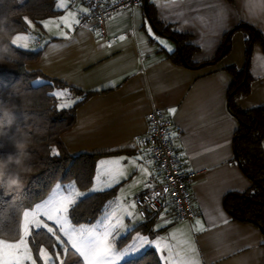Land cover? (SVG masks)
<instances>
[{
  "label": "crops",
  "instance_id": "crops-1",
  "mask_svg": "<svg viewBox=\"0 0 264 264\" xmlns=\"http://www.w3.org/2000/svg\"><path fill=\"white\" fill-rule=\"evenodd\" d=\"M149 1L158 20L171 24L174 30L181 29L180 33L187 34L189 42L197 47L191 54L195 66L172 61L167 49L147 36L146 26L150 25L157 36L176 49L174 40L154 30L142 5L112 14L106 22V35L101 37L93 25L74 27L73 24L68 29L59 24L60 18L69 12L75 13L77 19L87 7L74 0H55L58 13L39 23L31 22L28 31H24L34 33L30 40H23L28 49H40L38 59L25 67L61 82L52 89V93L68 94L63 98L54 96L59 108L61 104L73 106L78 102L74 123L60 137L70 154L98 155L92 181L101 161L143 156L141 166L147 168V174L126 164L127 178L114 186L115 194L105 202L93 222L103 215L109 202L117 200L125 207L136 204L135 209H130L137 216V220L131 221L136 226L146 219L137 200L159 176L140 136L148 131L146 113L156 107L174 122L172 137L185 167L204 169V172L191 185L195 211L192 221L178 218L171 203L165 201L152 216L150 229L137 230L139 234L161 240L162 245L172 247L174 256L179 253L185 258L190 254L183 241L190 236L196 242L202 264H264V233L251 222L232 219L222 203L226 193L243 192L250 184L233 159L232 140L237 121L227 105L231 75L225 67L233 64L240 68L246 63L245 35L236 29L237 25L244 23L257 28L264 39V2L250 0V13L241 0H183L172 9L158 8L168 0ZM59 3H66L67 8H59ZM224 6L229 15L221 25L219 13ZM180 10L183 16L178 17ZM201 16L203 20L197 18ZM46 20L56 21L59 27L50 24L45 28L42 22ZM222 26L226 28L223 32ZM231 29L227 51L222 53V50L213 60ZM121 35L126 37L124 41L119 39ZM201 62L207 63L199 66ZM247 67L249 92L235 98V104L243 109L264 105V52L258 43L251 47ZM170 108L177 110L174 115L169 113ZM262 146L264 149V139ZM73 183H59L61 191ZM92 186L91 182L88 189L79 191L88 192ZM54 190L55 187L23 212L48 199ZM197 219L206 227L208 222L214 226L209 231L195 233L193 223ZM131 234L135 236L137 232ZM131 242L130 237L123 246ZM148 248H153L164 264L162 256L167 249L161 252L149 246L139 254ZM176 264H180L179 258Z\"/></svg>",
  "mask_w": 264,
  "mask_h": 264
},
{
  "label": "trees",
  "instance_id": "trees-1",
  "mask_svg": "<svg viewBox=\"0 0 264 264\" xmlns=\"http://www.w3.org/2000/svg\"><path fill=\"white\" fill-rule=\"evenodd\" d=\"M54 2L55 0H0V19L7 21L5 28L11 37L28 31L26 18L33 23H39L56 15L58 10L54 7ZM147 17L156 30L160 31V35L171 36L175 41L176 49L172 53L167 52L168 57L176 63H182L178 53L180 48L187 65L195 66L191 61V54L197 47L189 42L187 34L177 32L171 24L158 20L149 0ZM236 29L242 30L247 38L246 63L240 68L233 64L225 67L231 75L226 99L228 109L237 121L232 140L233 159L249 178L250 184L243 192L226 193L222 203L232 219L251 222L264 233V105L243 109L235 104L236 96L246 94L250 89L247 66L251 47L258 43L264 52V39L261 32L249 24L241 23ZM229 41L228 37L226 43ZM0 43L8 44L11 50L5 62L0 63V101L2 108L6 107L15 112L18 128V131L13 129L16 132L15 139L25 142L29 154L28 170L21 173L24 180L22 189L6 191L0 188V238L13 240L18 238V221L21 220L23 210L48 196L57 184L73 181L80 190L88 189L98 155L70 154L65 148L60 135L74 123L78 102L69 108H59L52 89L61 85V82L45 77L39 70L26 69V63L38 59L40 49L17 48L3 34H0ZM223 49L222 42L213 60L217 59ZM36 78H43V81L33 83ZM53 149L59 154L54 155ZM15 151L14 144L6 138H0V157L14 154ZM11 171L18 172L19 169L13 167ZM114 194L115 187H112L85 198L75 210V225L93 222L102 212L105 202ZM152 219H144L136 226V230H149ZM129 238L130 236H125L122 240L127 242ZM35 242L37 247L45 246L49 251L56 243L45 231L35 237ZM35 251L34 247V254ZM64 259L66 264H81V258L72 251ZM122 264L162 263L156 251L148 248Z\"/></svg>",
  "mask_w": 264,
  "mask_h": 264
},
{
  "label": "snow or ice",
  "instance_id": "snow-or-ice-1",
  "mask_svg": "<svg viewBox=\"0 0 264 264\" xmlns=\"http://www.w3.org/2000/svg\"><path fill=\"white\" fill-rule=\"evenodd\" d=\"M153 2L155 3L156 0H153ZM241 2L252 13L250 0H241ZM177 3H183V0H168L165 5H158V8L172 9ZM58 7L67 8V4L59 3ZM82 11L88 13L89 9L85 8ZM228 15L229 10L224 6L223 11L219 13L221 25L226 22ZM177 16H183V11L180 10ZM197 18L204 19L202 16ZM26 22L31 26V21H28L27 18ZM42 23L45 28H48L50 24H57L54 20H46ZM79 23L80 20L76 19L73 12L61 17L59 21V24L68 29H71L73 24ZM59 24H57V27H59ZM225 30L226 28L222 26L221 32ZM146 31L147 36L157 42L163 49H167L169 53L175 51L170 44L156 35L150 25L146 26ZM176 31L181 32L182 30L176 29ZM61 35H64V33H61ZM30 39V36L15 35V39L10 44L17 48L28 49L27 43L21 44L19 42ZM119 39L124 41L126 37L121 35ZM52 95L63 98L68 94L65 91H59L52 93ZM66 107H71V103L60 105L62 109ZM0 108H2V101H0ZM176 111L175 108L169 109V113L173 115ZM172 135L174 137L175 133ZM165 140H167V137H165ZM138 142L140 141L138 140ZM52 151L54 155L59 154L55 149ZM142 161L143 156L131 160L118 157L101 161L92 181L93 186L88 192L79 191L75 184H70L61 191L62 186L57 184L53 194L48 199L35 204V207L30 211L25 210L23 212L22 220L18 221V239H0V264H66L62 253L67 254L71 251L78 254L81 258V264H122L123 261L134 258L141 250L149 246L161 252L167 249L166 254L162 256L164 264H176L177 258H179L180 264H202L196 242L190 236L183 241V244L187 246V253L190 254L185 258L181 257L179 253L174 256L172 247L168 244L162 245L161 240L150 239L148 235L139 234L136 230V224L131 222L137 220V216L130 210L136 208L135 203L125 207L118 200L109 202L103 215L95 223L75 226V210L85 198H89L97 192L106 191L126 179L128 175L125 170L126 164L138 168L143 174H147V168L141 166ZM102 177H106V179H102ZM220 216L224 218L222 212ZM129 218L131 219L129 220ZM126 220H129V223L126 224ZM224 222L227 223L226 218H224ZM213 226V222H208V227H206L205 223L197 219L193 223V230L195 233H203L209 231ZM41 231H45L50 239L55 240L56 243L51 246V251L48 248L36 246L35 237ZM133 232H137V234L135 236L130 235ZM125 236H130L132 242L127 244L126 248L120 250L117 248V237L121 239ZM34 247L36 248L35 254L33 253Z\"/></svg>",
  "mask_w": 264,
  "mask_h": 264
},
{
  "label": "built area",
  "instance_id": "built-area-1",
  "mask_svg": "<svg viewBox=\"0 0 264 264\" xmlns=\"http://www.w3.org/2000/svg\"><path fill=\"white\" fill-rule=\"evenodd\" d=\"M74 1L84 4L89 9L88 13H80L77 16L80 23L74 24V27L93 25L101 37L106 35V22L112 14L142 5V0ZM146 120L148 131L140 136V141L147 149L159 180L138 197L140 210L145 218H150L159 212L165 201H169L178 218L192 221L195 211L192 205L191 185L202 175L204 169L185 167L173 141L174 122L168 114L160 108L153 107L146 113Z\"/></svg>",
  "mask_w": 264,
  "mask_h": 264
},
{
  "label": "clouds",
  "instance_id": "clouds-1",
  "mask_svg": "<svg viewBox=\"0 0 264 264\" xmlns=\"http://www.w3.org/2000/svg\"><path fill=\"white\" fill-rule=\"evenodd\" d=\"M6 23V20L0 19V34H3L4 38L10 39V42H12L15 36H9L5 28ZM10 53L11 50L8 44L0 43V63L5 62ZM13 129L18 131L15 112L6 107L0 108V138H6L16 148L14 154L0 157V188L6 191L22 189L24 180L21 173L28 170L29 154L26 151V144L22 140L15 139L16 132ZM13 167L19 169V171H11Z\"/></svg>",
  "mask_w": 264,
  "mask_h": 264
},
{
  "label": "rangeland",
  "instance_id": "rangeland-1",
  "mask_svg": "<svg viewBox=\"0 0 264 264\" xmlns=\"http://www.w3.org/2000/svg\"><path fill=\"white\" fill-rule=\"evenodd\" d=\"M27 34H28V36H32V34H34V33H31V32H27V33H24V32H19V33H16V34H14L13 36H15V35H21V36H27ZM19 43H21V44H24V42H23V40H21ZM41 82V79L40 78H36L35 80H33V83H40ZM69 182H71V183H73V181H69ZM73 184H75V183H73ZM67 187V186H66ZM63 188H65V187H63ZM78 188V187H77ZM78 190H80L79 188H78ZM66 194V193H65ZM32 208H30V209H28L29 211L31 210ZM128 220H126L125 221V223L127 224L128 222H127ZM96 222V221H95ZM95 222H93V223H95ZM81 224H86V225H89V224H92V223H81ZM75 226H79V224H77V225H75ZM19 238V237H18ZM17 238V239H18ZM0 239H3V238H0ZM3 240H10V239H3ZM13 240H15V239H13ZM117 241H118V243H117V248L119 249L120 248V250H123V248H126L127 247V245H125V246H123L125 243H127V242H123V240H122V238L120 239V237H117ZM41 247H45V246H41ZM46 248V247H45ZM72 252H74V251H72ZM75 253V252H74ZM77 254V253H76ZM78 255V254H77ZM62 256H63V258H65L66 257V254H63L62 253Z\"/></svg>",
  "mask_w": 264,
  "mask_h": 264
},
{
  "label": "water",
  "instance_id": "water-1",
  "mask_svg": "<svg viewBox=\"0 0 264 264\" xmlns=\"http://www.w3.org/2000/svg\"><path fill=\"white\" fill-rule=\"evenodd\" d=\"M142 6H143V9H144L145 13L147 14V12H148V0H142ZM148 20H149L150 24L153 26L151 20H150V19H148ZM153 28H154V30H155L158 34H160V31L156 30V28H155L154 26H153ZM231 32H232V29L229 30V31L227 32V34H226V37H225V39H224V41H223L224 49H223L222 53H225V52L227 51L228 47H229V44L226 43V41H227L228 37L230 36ZM166 37H168V38H172L171 36H166ZM178 53H179V55H180V58H181L182 63H183L184 65L188 66L187 63H186V61H185V59H184V57H183V55L181 54V49H180V48H178ZM203 64H204V62H201V63H199V66H202Z\"/></svg>",
  "mask_w": 264,
  "mask_h": 264
}]
</instances>
